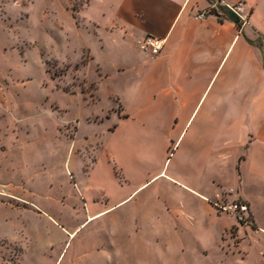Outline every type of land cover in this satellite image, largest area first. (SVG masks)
Listing matches in <instances>:
<instances>
[{
    "label": "rangeland",
    "instance_id": "374dc122",
    "mask_svg": "<svg viewBox=\"0 0 264 264\" xmlns=\"http://www.w3.org/2000/svg\"><path fill=\"white\" fill-rule=\"evenodd\" d=\"M120 26L105 20L99 0H0V136L27 143L15 160L23 191L0 195V203L14 205L0 208L10 218L0 228L10 240H0L4 260L264 264L262 233L243 239L231 229L205 253L157 235L148 220L156 210L153 186L90 218L86 198L105 207L107 195L127 184L120 173L112 177L108 148L122 135L112 130L138 85L143 53Z\"/></svg>",
    "mask_w": 264,
    "mask_h": 264
},
{
    "label": "crops",
    "instance_id": "0c3cea01",
    "mask_svg": "<svg viewBox=\"0 0 264 264\" xmlns=\"http://www.w3.org/2000/svg\"><path fill=\"white\" fill-rule=\"evenodd\" d=\"M99 1L124 36L151 34L165 43L157 55L139 50L138 85L112 130L114 138L122 134L108 148L112 177L120 173L128 185L108 194L105 207L86 198L90 218L153 186L156 210L148 220L157 235L183 240L182 248L195 243L205 253L211 241L222 246L231 229L243 239L264 234V0ZM201 12L206 16L197 19ZM26 146L18 136H0V195L23 191L15 160ZM227 189L242 201L247 222L205 199ZM9 219L0 215V228ZM4 263L13 264L0 250Z\"/></svg>",
    "mask_w": 264,
    "mask_h": 264
},
{
    "label": "built area",
    "instance_id": "2783aa9c",
    "mask_svg": "<svg viewBox=\"0 0 264 264\" xmlns=\"http://www.w3.org/2000/svg\"><path fill=\"white\" fill-rule=\"evenodd\" d=\"M231 9L235 10L234 7ZM236 11V10H235ZM206 13L201 12L196 15L197 19H202ZM245 19L243 18V23ZM165 39L155 35H145L137 39V47L140 51L148 53L149 55H157L162 50ZM1 90V88H0ZM205 199L212 205V207L221 213L234 215L240 222H247L248 219L245 215V206L242 201L237 198L233 189L216 191L212 198Z\"/></svg>",
    "mask_w": 264,
    "mask_h": 264
},
{
    "label": "trees",
    "instance_id": "16d2710c",
    "mask_svg": "<svg viewBox=\"0 0 264 264\" xmlns=\"http://www.w3.org/2000/svg\"><path fill=\"white\" fill-rule=\"evenodd\" d=\"M227 13L230 18H232L236 23H239V17L233 11L227 10Z\"/></svg>",
    "mask_w": 264,
    "mask_h": 264
},
{
    "label": "bare ground",
    "instance_id": "6f19581e",
    "mask_svg": "<svg viewBox=\"0 0 264 264\" xmlns=\"http://www.w3.org/2000/svg\"><path fill=\"white\" fill-rule=\"evenodd\" d=\"M104 212H100L99 214L95 215V217L102 215Z\"/></svg>",
    "mask_w": 264,
    "mask_h": 264
}]
</instances>
